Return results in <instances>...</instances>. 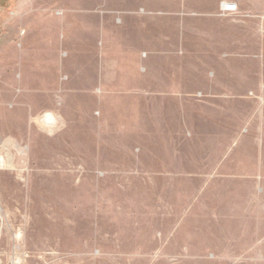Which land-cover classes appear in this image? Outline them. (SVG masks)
I'll return each instance as SVG.
<instances>
[{"label":"crops","instance_id":"1","mask_svg":"<svg viewBox=\"0 0 264 264\" xmlns=\"http://www.w3.org/2000/svg\"><path fill=\"white\" fill-rule=\"evenodd\" d=\"M59 11L43 2L23 16L31 89L50 94V106L87 108L91 138L136 137L154 154L184 155H174L184 169L210 171L204 185H246L233 193V250L264 251V0H72Z\"/></svg>","mask_w":264,"mask_h":264},{"label":"rangeland","instance_id":"2","mask_svg":"<svg viewBox=\"0 0 264 264\" xmlns=\"http://www.w3.org/2000/svg\"><path fill=\"white\" fill-rule=\"evenodd\" d=\"M43 2L60 13L72 0H0V264H233L239 255L263 257L233 250V193L246 185H204L210 171L184 169L191 168L179 163L184 155L154 154L136 137L91 138L87 108L72 100L50 106V94L31 89L20 49L23 16ZM52 119L58 122L48 128ZM261 146L257 164L264 167V140ZM248 154L243 147L244 177L253 174Z\"/></svg>","mask_w":264,"mask_h":264},{"label":"built area","instance_id":"3","mask_svg":"<svg viewBox=\"0 0 264 264\" xmlns=\"http://www.w3.org/2000/svg\"><path fill=\"white\" fill-rule=\"evenodd\" d=\"M236 10V6L234 4H228L224 6V11L234 12Z\"/></svg>","mask_w":264,"mask_h":264}]
</instances>
